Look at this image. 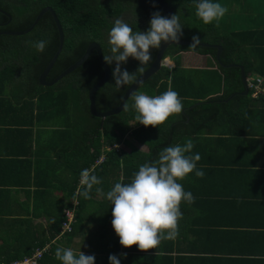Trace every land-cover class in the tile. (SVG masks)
Returning a JSON list of instances; mask_svg holds the SVG:
<instances>
[{
	"label": "trees",
	"instance_id": "obj_1",
	"mask_svg": "<svg viewBox=\"0 0 264 264\" xmlns=\"http://www.w3.org/2000/svg\"><path fill=\"white\" fill-rule=\"evenodd\" d=\"M165 1L170 6L172 15L176 14L183 26V35L180 39L192 40L193 36H199L202 42L219 44L222 63L237 62L243 66L245 71L252 69L264 76V22L263 24L258 23V17L255 18L254 14L257 12H252L263 8L261 0H233L235 4L233 7L236 6L235 10L233 7L231 9L228 0H213L214 3L221 5L227 3V8H230L223 17L211 24L203 23L196 16L195 4L198 0ZM44 6H49L54 11L63 32L62 47L46 75L47 80L52 79L74 62L91 41L99 44L103 56L110 55L107 43L108 33L117 18H122L132 27L133 31H146L150 26L149 21L152 13L157 11L161 13L159 7L152 0H0V10L10 16L7 21V16L0 11V31L21 30L28 27L38 10ZM223 18L224 21L221 20ZM243 18H252V25L255 24V26L239 31H228V28L237 21L244 24ZM219 26L224 27L225 30L220 29ZM41 40L47 41L42 52L37 51L29 43V41L38 42ZM57 42V30L48 11L43 13L32 29L25 34H0V133L4 131H7L8 134L11 133L8 137L9 142H7L11 148L14 142L9 138H12L14 133L25 134L26 132L28 135H32L31 127L33 125L49 126L52 128L51 133H59L64 136L59 146L67 145L64 148L67 152L64 154L58 146L55 147L56 165L65 163L69 169L65 171L66 176L59 174L57 189L61 199L58 202L53 201V198L47 199L46 204L39 202L34 208L35 215H37L38 208L42 209V212L38 214L48 221L47 239L41 234H34L27 239L28 236L24 235L25 230H19L18 238L19 241L24 240V247L22 251H16L17 253L12 258L20 259L29 255L36 246L43 247L49 238L58 234L62 210L70 207L72 200H77V204L73 210L72 229L70 232L64 233L68 237L73 235L75 231L73 228L77 224V219L79 220L77 210L81 211L89 204L94 208H100L99 204L108 208V200L102 199L100 203L93 197L98 185L93 187L90 193L91 199H84L82 196H77V192L74 193L82 170L89 169L94 160L102 153L103 160L90 170L92 174L100 178L103 185V182L111 177L113 172L116 173L115 176L112 175L113 183L119 180L120 176L123 183H128L131 182L137 167L145 162L155 161L163 148L176 145V141L181 136L198 133V131L207 133V130L212 128L219 129L221 134H239L236 132L246 134L244 129L236 130L247 124L249 125L245 128H249L248 135H253L257 134L254 133L256 131L253 130V124L264 122L263 94L256 98L250 92L247 95L235 94L227 101H223L230 92L242 91L243 86L237 67H222L217 63L219 71L223 74L224 84L232 83L234 91H224L221 95L212 96L202 101L190 100L186 108L183 106L182 113L174 114L157 128L139 124L134 118V111L131 110L125 112L122 109L101 120L89 112L87 100L89 88L103 74L95 51H92L85 61L54 84L41 86L37 83V76L53 55ZM244 46H248L256 54L258 63L254 65H251L250 62L245 63ZM182 50H191L201 54L208 53L212 56L215 53V49L210 47L195 46L190 48L189 45L170 44L165 49L163 56H170ZM155 51L156 49L152 50V60ZM150 63L144 65V69ZM108 66L110 68L108 79L94 93L95 107L98 111L114 108L128 87L125 85L116 89L112 77L115 65ZM138 66L139 62L132 58L122 65L129 72H135L136 76L140 73L136 71ZM171 70L174 68L172 67ZM168 71L167 67L161 66L134 92H143L150 96L162 94L167 89L177 92L176 87L181 85V81L183 83V79L180 82L177 78L173 79L174 77L168 75ZM8 84H10L9 87ZM130 96L125 100V103H132ZM257 102L262 106L255 109ZM187 116L188 121L186 122ZM57 120L58 122H56ZM212 123H216V125L214 126ZM126 134L142 144L145 149L141 151L137 148V145L126 139ZM120 143L127 149L115 147ZM17 166L16 164L11 165L9 171L18 172ZM70 166L71 168H69ZM39 167L40 165L36 164L32 170L34 172L32 176L30 173L28 174V178H31L28 183L32 184L35 196L44 197L48 192L46 185L56 184V181L54 183L52 181L56 173L43 166L37 170ZM205 175L209 176L207 173ZM41 182L43 184L40 185ZM199 198H201L200 195ZM26 218L33 220L30 217L21 219ZM30 228L32 232L36 233L34 226L30 225ZM30 228L26 226L25 229L28 231ZM242 229L249 231L248 235L255 234L258 230L250 229V227ZM261 231L264 237V229L262 228ZM41 236L43 238H40ZM58 241L60 242L59 239L57 243ZM259 242L250 240L251 245L254 246ZM58 247L60 246L54 243L49 249L45 248L43 256L40 258L41 264H61V261L55 256ZM138 257L142 260L141 264H152L148 261L147 256L140 255ZM247 258L249 259H246L245 263L264 264V255H252ZM106 259L108 258L103 260L95 258V264H109ZM128 260L130 261V258ZM6 261L8 262V259ZM154 261L156 264V260ZM218 261L219 264L223 263L219 259ZM235 261L230 260V263L238 264L241 260Z\"/></svg>",
	"mask_w": 264,
	"mask_h": 264
},
{
	"label": "crops",
	"instance_id": "obj_2",
	"mask_svg": "<svg viewBox=\"0 0 264 264\" xmlns=\"http://www.w3.org/2000/svg\"><path fill=\"white\" fill-rule=\"evenodd\" d=\"M252 12L259 13L264 10ZM257 19L258 23L263 24L264 13ZM243 20L244 24L237 21L228 28V31H239L255 26L252 25V18ZM249 23L251 24L247 25ZM220 29L225 30L224 27ZM244 47L245 63L250 62L251 65L258 63L256 54L248 46ZM170 56H174L175 60L171 61ZM170 56L168 58L174 70L169 69L168 75L174 77L173 79H179V82L183 79V83L181 81L176 90L185 108L190 100L202 101L221 95L224 91H234L232 83L224 84L223 74L212 55L182 50ZM245 74L246 78L256 75L264 80L263 75L252 69H247ZM261 106V103L257 102L255 109ZM183 111L184 108L181 113ZM185 121H188V116ZM212 125L215 126L216 123ZM248 125L236 130L244 129L246 134L244 132L221 134L219 129L212 128L207 130V133L198 131L181 136L176 141L180 145H184L188 140L192 141L194 147L189 154L199 153L201 159L197 163V169L202 170L204 176L196 177L194 170L182 181H178L183 185L184 191L193 194L195 202L191 205L181 202L183 219L178 222L179 236L175 240H164L157 248L148 252L138 250L136 245L131 248L122 247L112 228V206L108 202L110 210L101 204L100 208H94L89 204L83 210H77L79 220L77 219V224L73 228L75 229L73 235L64 240L61 238L62 235L55 234L43 246L49 249L54 243L58 246L63 244V248H72L75 252L81 250L99 260L115 254L120 258V264H141L142 260L138 257L140 255L147 256L152 264H155L154 260L156 264H219L218 259L223 262L222 264H231L230 260H241L238 264H248L245 263V260L249 259L247 257L263 256L264 237L261 230L264 229V122L253 124V130L256 131L254 133H257L253 135H248L249 128H245ZM51 129L49 126L35 124L31 127L32 135L26 132L14 133L12 138H9L14 142L11 148L7 145L11 133L8 134L7 131L0 133V264H5L7 259L14 260L12 257L22 251L24 240L19 241V230H25L24 235L28 236L27 239L34 234H41L47 239L48 221L38 213L35 215L34 208L39 202L46 204L47 199L53 198V201L57 202L61 199L57 189L59 174L66 176L65 171L69 170L65 163L56 165L55 147L58 146L64 154L67 152L64 149L67 145L59 146L64 136L51 133ZM128 140L132 144L137 143L134 139L132 140L135 143ZM54 144L56 145L52 147ZM13 164L18 165L16 167L18 172L9 171ZM36 164L40 165L37 170L43 166L56 173L52 178L53 183L56 181V186L46 185L48 192L44 197L35 196L32 184L28 183L31 179L28 178V174L32 176ZM206 173L209 174L208 177ZM112 175L115 176L116 173L113 172ZM112 175L103 182L104 185H98L105 194L121 180L120 176V179L113 183ZM94 193L93 197L100 203L102 199L107 200L96 191ZM38 210L42 212V209ZM24 217L33 220L21 219ZM39 221L41 224L46 222L43 229L38 228ZM30 225L36 228V233L32 232ZM26 226L30 228L28 231L25 229ZM83 227L93 233L96 239L88 238L85 243L79 239ZM244 227L258 230L253 233V237V234L248 235L249 231L242 229ZM91 228L94 230L90 231ZM42 236L40 238H43ZM58 239L60 242L57 243ZM250 240L260 242L254 246Z\"/></svg>",
	"mask_w": 264,
	"mask_h": 264
},
{
	"label": "clouds",
	"instance_id": "obj_3",
	"mask_svg": "<svg viewBox=\"0 0 264 264\" xmlns=\"http://www.w3.org/2000/svg\"><path fill=\"white\" fill-rule=\"evenodd\" d=\"M195 7L196 16L205 24L217 21L228 11L226 7L220 3H214L213 0H198ZM149 25L146 31H133L132 27L122 18H117L108 33L107 43L111 54L103 56V59L106 64L115 65L112 77L117 90L122 86L134 83L137 79L135 72H129L122 67L129 58L139 62L136 71L142 73L143 66L152 60L153 49L161 48L162 42L164 44L178 43L183 35V26L176 14L166 17L159 11L154 12ZM192 41L190 48L199 44V36H193ZM29 43L37 51L42 52L47 41H29ZM168 56L162 55L169 61ZM161 63L168 69L172 68L166 61ZM247 79L249 77L246 78V84ZM247 89L251 94V89L248 86ZM130 100L131 104L127 102L123 104V111H134L135 120L145 127L157 128L158 125L164 124L170 116L181 113L183 109L179 94L171 89L155 96L143 92H133ZM128 137L129 135L126 134V139H129ZM115 147H122V143L116 144ZM193 147L191 140H188L184 145L176 144L165 147L158 153V158L155 161L145 162L139 166L138 171L133 173L130 183H123L121 179V182L115 183L106 194L100 187L95 189L99 195L105 196L111 203V224L122 247L131 248L136 245L138 250L148 252L150 249L157 248L162 241L175 240L179 236L178 222L183 219L181 202L184 201L191 205L195 202V197L190 191H184L183 185L178 181H182L194 170L196 177L203 178L204 176V172L197 169V162L201 159L199 153L189 154ZM100 156L103 157V153L96 159ZM99 163L94 164L93 162L89 169L82 170L79 177L80 184L78 179L74 190V193L77 192V196L91 199L90 193L93 187L102 184V180L90 171ZM76 204L77 200H72L71 206L66 208L74 210ZM62 219L63 216H61ZM73 222L74 211L71 225ZM62 234L59 228L58 235ZM55 256L61 261V264H95L94 255H86L81 250L75 252L72 248L58 247ZM108 260L109 264H120V258L115 254L109 255ZM10 262H5V264Z\"/></svg>",
	"mask_w": 264,
	"mask_h": 264
},
{
	"label": "water",
	"instance_id": "obj_4",
	"mask_svg": "<svg viewBox=\"0 0 264 264\" xmlns=\"http://www.w3.org/2000/svg\"><path fill=\"white\" fill-rule=\"evenodd\" d=\"M156 3V5L159 7L161 14L166 16V17H171L172 15V10L170 8V6L166 3L165 0H152ZM3 14H5L7 16V21L9 20L10 16L8 13L4 12L3 10H0ZM46 11L50 12V15L53 19V22L55 24L56 30H57V47L53 53V55L51 56V58L49 59V61L46 63V65L42 68V70L40 71V73L37 76V83L39 85H43V86H50L52 84H54L56 81H58L59 79H61L63 76L67 75L68 73H70L72 70H74L77 66H79L83 61H85L88 57V55L92 52L95 51L99 64L102 68L103 74L101 75V77L99 79H97L89 88L88 92H87V100H88V109L89 112L95 116V117H99L101 120L108 116V115H113L116 114L118 112H120L123 109V104L125 103V100L149 77L151 76L153 73H155L161 66H163V64L161 63L162 61H166V58H163L162 55L165 51V49L167 48L168 45L170 44H164L162 42V46L159 49H156L155 54H154V58L151 61V63L144 69V71L141 73H139L136 77V81L130 85H128V87L126 88V90L123 92L118 104L111 109H107V110H103V111H98L95 107V102H94V93L96 92V90L108 79L109 75H110V68L109 66L105 63L104 59H103V54L101 51V48L99 47V45L94 42L91 41L87 44V46L85 47L83 53L71 64H69L67 67H65L62 71H60L57 75H55L52 79L50 80H46V75L49 71V69L51 68V66L53 65L61 47H62V42H63V32L61 30V26L60 23L54 13V11L49 7V6H44L41 9L38 10V12L36 13V15L34 16V19L32 20L31 24L21 30H2L0 31L1 33L4 34H9V35H22L27 33L29 30H31V28L34 26V24L39 20V18L42 16L43 13H45ZM193 43L192 40H185V39H180L178 43H173L175 45H189L191 46V44ZM196 46H203V47H210V48H214L215 49V53H214V61L215 63H217V65L222 66V67H237L240 71V78H241V83L243 86V90L242 91H236V92H232L230 93L226 98L223 99V101H227L228 99H230L231 97H233L235 94H240V95H247L248 89H247V84H246V74L244 72V68L241 64L239 63H222L220 61V52H221V46L219 44H212V43H207V42H202L200 41L198 45ZM172 66V64L170 65Z\"/></svg>",
	"mask_w": 264,
	"mask_h": 264
},
{
	"label": "built area",
	"instance_id": "obj_5",
	"mask_svg": "<svg viewBox=\"0 0 264 264\" xmlns=\"http://www.w3.org/2000/svg\"><path fill=\"white\" fill-rule=\"evenodd\" d=\"M247 86L251 89V94L253 96L264 94V82L263 79L255 76L252 80L247 79ZM102 156L94 161V164L99 163L102 161ZM80 184V179L78 181ZM76 203V202H75ZM74 203V204H75ZM63 219L60 223V233H67L71 230V222L73 220V209L72 208H65L62 212ZM45 247H35L30 255L23 256L21 259L13 260L8 264H41L39 262L40 258L42 257L43 250Z\"/></svg>",
	"mask_w": 264,
	"mask_h": 264
},
{
	"label": "rangeland",
	"instance_id": "obj_6",
	"mask_svg": "<svg viewBox=\"0 0 264 264\" xmlns=\"http://www.w3.org/2000/svg\"><path fill=\"white\" fill-rule=\"evenodd\" d=\"M229 2H228V4L231 6V8L233 7V5H235L234 4V1L233 0H228ZM227 3H224L222 6H224V7H226L227 8V6L226 5H228ZM261 5H262V9H264V0H261ZM230 8V7H229ZM229 8H227V9H229ZM236 9V6H234L233 7V10H235ZM263 13L264 12H259V13H254L255 14V16H257L258 18L259 17H262L263 16ZM222 21H224V18L223 19H221ZM172 58V59H171ZM175 57L174 56H170V60L172 61V60H175L174 59ZM251 77H249V79L250 80H252L253 78H254V76H252V75H250ZM8 87L10 86V84H8L7 85ZM58 120H59V118H58ZM58 120L56 121V122H58ZM132 142H134L130 137H128ZM135 143V142H134ZM138 143V142H137ZM137 143H135V144H137ZM122 146H123V144H122ZM137 148H139V149H145V147L143 146V145H141V144H137V146H136ZM122 148H124V149H127V147L124 145V147H122ZM110 175H111V173H110ZM37 213H40V210H38L37 209ZM38 224H40L39 226H38V228L39 229H43V225H45L46 224V222L45 223H43V224H41V222L39 221L38 222ZM100 228V227H99ZM83 231L81 232V235L80 236H78V237H80L79 239H81V240H83L84 241V243L88 240V238L90 239H96V237H95V235L93 234V233H91V232H89V230L86 228V227H83V229H82ZM88 230V232H87V234H86V231ZM94 230V228H91L90 229V231H93ZM42 231V230H41ZM68 236L66 235V234H64V235H62L61 236V238L62 239H66ZM83 243V244H84ZM60 247H64V245L63 244H60L59 245Z\"/></svg>",
	"mask_w": 264,
	"mask_h": 264
},
{
	"label": "bare ground",
	"instance_id": "obj_7",
	"mask_svg": "<svg viewBox=\"0 0 264 264\" xmlns=\"http://www.w3.org/2000/svg\"><path fill=\"white\" fill-rule=\"evenodd\" d=\"M166 62H167V64L171 65V62L170 61L166 60Z\"/></svg>",
	"mask_w": 264,
	"mask_h": 264
}]
</instances>
